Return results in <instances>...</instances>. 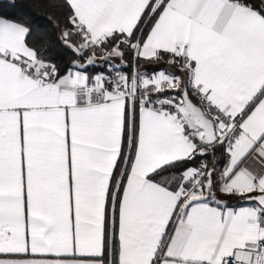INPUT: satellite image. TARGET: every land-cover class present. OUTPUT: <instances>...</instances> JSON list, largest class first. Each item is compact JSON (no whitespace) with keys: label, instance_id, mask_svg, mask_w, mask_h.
<instances>
[{"label":"snow or ice","instance_id":"obj_1","mask_svg":"<svg viewBox=\"0 0 264 264\" xmlns=\"http://www.w3.org/2000/svg\"><path fill=\"white\" fill-rule=\"evenodd\" d=\"M54 6L63 70L0 16V264H264V0Z\"/></svg>","mask_w":264,"mask_h":264},{"label":"trees","instance_id":"obj_2","mask_svg":"<svg viewBox=\"0 0 264 264\" xmlns=\"http://www.w3.org/2000/svg\"><path fill=\"white\" fill-rule=\"evenodd\" d=\"M16 6H12V0H0V16L10 19L24 20L32 25L33 34L29 38L31 46L47 48V55L57 63L61 69L66 68L72 60L76 59L73 53L65 48L60 40V28L65 24L66 10L54 5L59 4L61 0H15ZM51 17V21L48 19ZM57 23L59 27H57ZM131 59V56L127 57ZM90 71H99V62L95 68ZM142 70L153 71L151 66H142ZM210 159V158H209ZM198 157L191 166H197L200 163ZM188 165V166H190Z\"/></svg>","mask_w":264,"mask_h":264},{"label":"crops","instance_id":"obj_3","mask_svg":"<svg viewBox=\"0 0 264 264\" xmlns=\"http://www.w3.org/2000/svg\"><path fill=\"white\" fill-rule=\"evenodd\" d=\"M150 72H151V71H150ZM219 155H220V153L217 152V153H216V156L219 157ZM190 166H191V165H190ZM192 167H195V166H192ZM230 203H235V201H230Z\"/></svg>","mask_w":264,"mask_h":264},{"label":"rangeland","instance_id":"obj_4","mask_svg":"<svg viewBox=\"0 0 264 264\" xmlns=\"http://www.w3.org/2000/svg\"><path fill=\"white\" fill-rule=\"evenodd\" d=\"M114 62H117L118 63V61H114Z\"/></svg>","mask_w":264,"mask_h":264}]
</instances>
